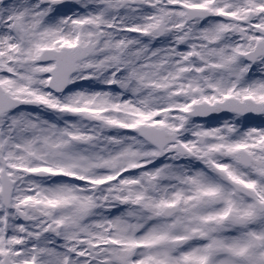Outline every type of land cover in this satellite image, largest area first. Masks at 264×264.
I'll return each instance as SVG.
<instances>
[{
	"label": "snow or ice",
	"instance_id": "6c2138e0",
	"mask_svg": "<svg viewBox=\"0 0 264 264\" xmlns=\"http://www.w3.org/2000/svg\"><path fill=\"white\" fill-rule=\"evenodd\" d=\"M0 264H264V0H0Z\"/></svg>",
	"mask_w": 264,
	"mask_h": 264
}]
</instances>
